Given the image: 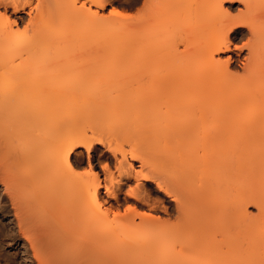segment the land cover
I'll use <instances>...</instances> for the list:
<instances>
[{"label": "bare ground", "instance_id": "6f19581e", "mask_svg": "<svg viewBox=\"0 0 264 264\" xmlns=\"http://www.w3.org/2000/svg\"><path fill=\"white\" fill-rule=\"evenodd\" d=\"M236 1L244 3L243 10L225 7ZM76 2L63 0L61 7L62 14L76 16H69L74 22L68 18L73 24L86 14L85 4L80 8ZM31 5L32 0H0L5 10L0 11V81H14L9 90L0 86V216L9 220L3 232L21 264H264V0H144L137 15L116 16L114 33L88 9L91 27L100 24V38L119 31L118 54L125 72L131 71V77L125 73L123 97L148 109L144 122L161 155L154 161L132 152L139 171L125 154L115 155L118 175L105 185L75 172L82 148L91 176L99 180L92 158L98 146H106L92 110L83 116L71 103L84 86L57 87L59 92L41 103L44 109L40 104L20 112L14 106L17 93L38 91L44 79L50 89L57 86V65L36 57L40 33L17 36L14 28L23 19L7 16L9 8L16 16ZM37 15L29 17L28 26L42 19V12ZM239 37L246 41L234 45ZM99 50L108 54L106 40ZM235 51L246 52L237 70L232 56L219 57ZM139 59L150 71L170 70L173 77L143 79L137 75ZM168 165L175 167L172 174ZM58 175L64 182L56 184ZM101 188L113 205L103 207ZM46 205L52 214L64 209L72 220L70 233L58 235V228L43 224ZM172 216L176 221L169 224Z\"/></svg>", "mask_w": 264, "mask_h": 264}, {"label": "rangeland", "instance_id": "374dc122", "mask_svg": "<svg viewBox=\"0 0 264 264\" xmlns=\"http://www.w3.org/2000/svg\"><path fill=\"white\" fill-rule=\"evenodd\" d=\"M143 2L144 0H135V1L133 0H103V3H105L104 7L98 8L97 6L93 5V3H91L89 0H78V2H76V7L78 6L81 8L82 5L85 4L84 10H86V14L84 13L85 15L82 17L85 21L83 19L80 21L77 20L78 24L77 22H75L74 23L75 25L71 23V22H74V18H76V16L73 13L67 14V11H64V14L66 16L62 14L63 8L61 7L63 5V0H43V1L42 0H32V5L28 7L24 12L16 14V16L15 15L13 16L12 8H9L8 9L9 11H7V16L12 15L10 17H13V18L20 16L23 19V22H21L19 26L14 28V31H17L15 32V34L17 35L18 33L17 36L23 37L24 35L26 36V35L32 34L33 31L40 33L39 40H40L41 45L39 46L40 47L38 49L39 51L37 50L38 52L36 54V57L44 59V61L50 60V62H54V65L55 64L57 65L56 67H58L57 70L59 72L57 73L58 77L55 83L57 86L54 87L55 89L54 88L50 89V87L47 86L48 85L47 79H44V81L47 83L43 81L45 84L43 83L44 86L42 85L38 91L37 90L36 91L34 90L26 91L25 90L24 92L17 93L16 94V104L17 105H14L15 108L20 110V112L21 110L30 112L31 109L37 108L38 105L40 106L42 102L44 103V100H46L47 98L50 99L49 97L52 94L59 92L58 89L67 88V87H79V86H82V87L84 86L85 88L83 90L78 89V91L74 93L75 95L77 93L78 94L76 96L75 95L73 96L74 98L72 99L71 103L74 102L72 104L73 107H75V110L78 111L83 116H85L83 112H87L88 114V112L92 110L90 113L91 115L90 118H92L93 122L95 121L94 123L96 127L97 125H99L98 127L99 129L98 128L97 129L100 130L102 135L105 137L106 146L105 147L98 146L99 150L97 153L93 154V158H92V165L96 168V170L99 173V178H98L99 180L91 176V173H92L91 165L88 162L87 153L85 150L80 148V151L83 153L80 156L81 164L75 167V170H77L75 172L78 173L77 175L79 176L81 174V176H84V178L80 177V179L83 178L85 180L90 177L89 179L92 180L94 183H96L97 181H100L102 185L108 184L112 177H116L118 175L116 172L117 171L116 161L114 159L115 155L118 158H122L123 154H125L128 161L130 163H133L134 165L133 167L135 171L141 170V166H140V163L132 159L133 153L146 154L148 157H150V159L154 161L158 160L159 159L158 157L161 156L160 154H157V152L154 151L155 142H153L149 138L151 137V135H149L150 134L149 130L146 129V127H148V123L144 122V120L149 116V114H147L148 109L147 108L146 110L143 109V106L140 100L136 102L131 101L132 102L131 104L128 102V100H125V98L123 97V85L127 81L126 77L128 76L131 77V71L127 70L125 72L124 62H123L124 60L122 58V54L121 56L118 54V52H120L119 51L120 49L123 51L121 36H118L119 31L115 32L117 33V35L115 34V36L114 34L113 35L110 34L111 35L110 36L109 35L110 32H109L107 33L106 38L102 36L100 38L99 35L101 33V30L100 31L98 30L97 32V29L100 27V24H98L99 25L98 28L95 27L97 25H94L91 27V24L89 21L91 12L95 13L97 11L98 19L96 21L99 23L100 22L104 23L106 25L108 24L107 25L108 28L112 30L113 27L115 26L118 27L120 23V19L112 15V8H116L117 10L121 11L122 13H126L127 15L134 16V15H137V13L141 10L143 6ZM229 5H231V7L234 9L235 12H238L239 9H242V10L244 9V3L239 2V1L233 2L231 4H226L225 7L227 8ZM89 8L91 9V12L88 11ZM0 11L5 13V10L3 8H1ZM41 12H42V16H40V18L42 19L38 21V23L37 21L32 22L33 26H28V24H30V19L32 17L34 18L35 16L37 17L38 16L37 14H41ZM69 16H72V17L75 16V17L71 18ZM29 17L31 18L29 19ZM64 17H66L67 19L68 18L71 19V22L69 19L67 21L64 20L65 19ZM86 17H88L87 18L88 20H86ZM64 21H66L65 22L66 24H64ZM35 22H36V25L34 24ZM68 24L72 26L69 27ZM86 25L88 27H85ZM30 27H32V30ZM242 29L246 31L245 28H242ZM64 30L68 32L64 33L63 32ZM69 30H71L72 32ZM112 32L113 30L111 31V33ZM240 38L241 37H239V39L237 40L232 39V42L234 43V45H237V46L243 45L242 43H244L246 40L240 39ZM19 39L20 38H18V40ZM103 39L104 41L105 40L107 41L108 54L113 58H111L110 56H109L110 58H108L107 56L108 54L106 51L101 52L99 50L100 47L102 46V43L104 42ZM18 40L16 37V45H15L16 49H18L17 47V44L19 43ZM114 41L116 42V44L118 43L120 47H116L117 45H115ZM117 48H120V49L117 50ZM165 48L166 46L163 47V49ZM180 49L181 50L183 49L181 45H180ZM235 52L220 54L219 57H221L222 60H226L228 56H232L233 58L231 62L232 68L237 70V69H240V66H242L243 58L241 60V57H244L246 52L245 53H237V52L235 53ZM18 56L20 57L22 55L20 54ZM58 64H60V66ZM137 65H138V72L140 71L137 75L142 77L143 79L152 78L156 82L157 80H160V79L162 80L169 79L168 77H170V74H171L170 70L169 72L163 71V70L160 72L158 71L159 73L154 72L153 70L150 71V67H148V65L143 64V59H139L137 61ZM125 73H126V77H125ZM132 73L134 74L133 71ZM153 82L154 81H152V84H155V82L154 83ZM0 86H2L1 87L2 89L5 88L6 90H9L12 88V86H14V81L10 78L1 80ZM57 87L59 88L57 89ZM43 88H47V89H43ZM42 104L40 108L44 109L43 107H45L46 105H42ZM94 109H99L101 111V114H102L101 119L99 118V115L101 114L96 115L97 113H95ZM83 110H86V111H83ZM143 110L145 111L143 112ZM126 112H128L129 114L127 115ZM144 116H145V119H144ZM124 122H126V124H124ZM136 148L137 150H135ZM104 164L109 165L110 167L109 166L108 167L110 169L108 168L109 170L106 169L103 172L102 165ZM168 167L170 170L168 169ZM168 167H167V173L172 174V171L175 167L174 166L171 167L169 165ZM170 171L171 173H169ZM251 171H253V176L256 175L254 174V170H251ZM62 176H61L62 179L59 177V175L57 176L58 177L56 178L57 181L55 180V182H57L56 184H58L61 181L64 182V179L66 177H62ZM133 183H131L132 186L134 185ZM74 185L71 184V186H74ZM77 186L78 185H76V188ZM34 187H32L33 190L40 189L39 186L34 185ZM149 188L151 189V187ZM2 189L3 187L0 185V191ZM71 189H74V188L72 187ZM104 191H105L104 188L100 189V196L102 198L103 207H109L110 205L114 204V201L108 195H106ZM68 192L69 191H67V193ZM156 197L157 196L155 194L152 195V198H156ZM121 198L124 199L125 195L122 194ZM6 200H4L5 202L3 203L5 204V206L7 205V207H9L10 206L9 201L8 200L6 201ZM71 204L68 203V201L66 204H64L66 206L67 211H70L69 209H71L72 207L70 206ZM123 204L124 206L122 208V211L127 207L126 203H123ZM68 205L70 206V208ZM45 207L49 209V211L47 214L46 213L47 211L44 210V212L41 215V220L43 224H46V225L51 224L53 225V227L58 228L55 230L57 231L58 235H61V234L67 235V233H70L71 232L70 229H72V228H69V225H68V223L70 224L69 222L70 218L69 216L64 214L65 212L64 213L62 212L64 209L62 208L63 209L62 211H60L61 208H59V210L56 209L58 210V212L60 211L63 213L62 214L59 212L60 213L59 215V214H55V212H57L56 210H54L53 211L54 214H52V211H50V208L48 205H46ZM61 207H64V206H61ZM250 210H253V209H250ZM49 213L56 220H58L60 224H57L56 221L54 222V220L51 219L53 217H51ZM64 215H66L67 218L66 219L64 218L65 220L63 219L64 220L63 221L61 218H63ZM12 218L13 216L10 217V219ZM49 219L52 220V223H50L51 220L49 222ZM43 220H45V222ZM175 221H176V218L174 216L168 218L169 224H174ZM53 222L56 223L57 225L53 224ZM213 222L212 224L214 225L216 222L214 223ZM8 223H9V220L8 221L4 220L0 216V235H1L0 236V264H21V262L23 261L22 256L16 252V249H15L16 247L10 246L9 242H7L8 240L5 239L6 236H5V232L3 231L5 230L4 227H6ZM212 229L215 230L216 225H214ZM79 234H81L80 236H82L83 238L85 233L83 234L82 232H80ZM215 236H216V232H215ZM79 241L80 239H78L77 242Z\"/></svg>", "mask_w": 264, "mask_h": 264}, {"label": "snow or ice", "instance_id": "6c2138e0", "mask_svg": "<svg viewBox=\"0 0 264 264\" xmlns=\"http://www.w3.org/2000/svg\"><path fill=\"white\" fill-rule=\"evenodd\" d=\"M112 15H113V16H123L124 13L118 11L116 8H112ZM245 47H246V46H245ZM103 167H104L105 169H107V168H108V165H107V164H104ZM133 194H134L133 191H132V190H129V195L131 196V195H133ZM128 210H129V211L131 210V205H129V209H128Z\"/></svg>", "mask_w": 264, "mask_h": 264}]
</instances>
